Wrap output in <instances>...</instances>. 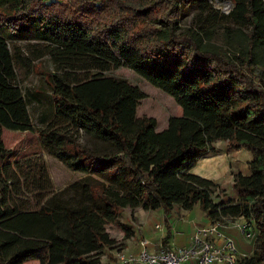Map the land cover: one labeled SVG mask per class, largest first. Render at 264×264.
Returning <instances> with one entry per match:
<instances>
[{
	"label": "trees",
	"instance_id": "16d2710c",
	"mask_svg": "<svg viewBox=\"0 0 264 264\" xmlns=\"http://www.w3.org/2000/svg\"><path fill=\"white\" fill-rule=\"evenodd\" d=\"M229 1L231 19L250 26L244 60L179 30L181 9L193 0H0V127L34 128L17 80L19 55L1 32L41 41L54 69L48 74L54 114L40 135L48 151L87 175L72 185L74 203L63 207L50 200L37 211L14 212L0 193V264H100L102 251L115 244L107 223L125 238L131 234L117 220L121 209H161L168 224L174 205L190 210L197 203L212 221L252 223L256 235L245 263L264 264V77L255 81L246 71L264 61V0ZM121 66L171 95L181 116L162 131L154 119L136 118L142 92L107 75ZM80 129L112 151L78 144ZM216 141L253 155L250 174L234 175V204L214 201L217 185L191 172ZM8 153L0 139V160ZM8 178L0 169L5 187Z\"/></svg>",
	"mask_w": 264,
	"mask_h": 264
},
{
	"label": "rangeland",
	"instance_id": "374dc122",
	"mask_svg": "<svg viewBox=\"0 0 264 264\" xmlns=\"http://www.w3.org/2000/svg\"><path fill=\"white\" fill-rule=\"evenodd\" d=\"M88 1L93 2V0ZM109 8L106 5L104 11H108ZM231 10L232 3L229 0L224 2L193 0L190 7L181 9L178 17L179 30L197 32L210 48L221 52L228 58L239 57L244 60L250 26L233 21L229 15ZM1 33L13 55L15 52L19 55L20 61L15 63L17 80L25 95L27 109L34 127L33 130L26 131L0 127V139L4 147L9 150L8 155L0 160L1 171L9 174L7 187L0 182L3 206L15 212L17 210L37 211L50 200L52 201L51 207L58 208L72 204L78 197L77 190L72 188V185L87 175L70 169L62 160L48 151L39 132L45 128L46 124L43 120L51 119L54 114L50 105L52 89L48 80V74L54 71L50 57L46 54L41 41L14 39L4 32ZM39 50H44V54L39 55ZM262 54L264 55V50ZM246 71L253 76L255 81H258L260 77H264L262 76L264 61L259 65L247 67ZM107 75L126 80L142 92L143 97L139 99L136 106V118L154 119L156 131L165 129L169 118L181 116L182 109L171 95L151 85L131 69L121 66L109 70ZM74 137L78 144L84 145L94 153L112 151L110 144L98 139L90 131L80 129L79 134L75 133ZM213 148V151H209L198 159L191 172L217 185L212 193L214 201L222 200L228 204H234L238 200L233 188L234 175L236 173L250 174L249 164L253 155L243 148L236 151L230 149L227 141H216ZM161 213V209L144 210L140 207L134 209L125 207L120 210L117 220L129 227L130 236H132L139 233L138 227L142 230L147 228L144 223L146 218L158 219ZM186 214L196 219L202 217L210 219L198 203L190 210H185L179 205L173 206L175 218L185 217ZM236 219L238 218L224 217L218 222L228 225ZM152 221L156 222L153 219ZM105 230L109 237L114 239L115 244L111 247L112 249L106 247L102 251L100 264H109V257H113L112 253L120 250L126 239L130 238V236L125 238L124 231L114 222L107 223ZM188 234L190 232L186 229V235ZM236 240L240 249L246 252L251 251V244L248 240L239 235L236 236ZM24 264L40 263L32 259Z\"/></svg>",
	"mask_w": 264,
	"mask_h": 264
},
{
	"label": "built area",
	"instance_id": "2783aa9c",
	"mask_svg": "<svg viewBox=\"0 0 264 264\" xmlns=\"http://www.w3.org/2000/svg\"><path fill=\"white\" fill-rule=\"evenodd\" d=\"M154 228L160 230L162 226L156 224ZM238 235L248 240L252 249L255 228L252 223L238 218L228 225L210 220L197 226L187 246L174 248L161 244L150 250L146 247L149 241L142 238L139 241L142 249L136 255L126 257L117 252V257L122 264L133 260L143 264H246L251 251L240 249Z\"/></svg>",
	"mask_w": 264,
	"mask_h": 264
},
{
	"label": "crops",
	"instance_id": "0c3cea01",
	"mask_svg": "<svg viewBox=\"0 0 264 264\" xmlns=\"http://www.w3.org/2000/svg\"><path fill=\"white\" fill-rule=\"evenodd\" d=\"M152 219L156 222L153 223ZM209 221L210 219H208L207 217L196 219L195 217H191L188 214H186L185 217L181 216L177 219L173 216V209L171 211L168 224L164 222L163 213H161L158 219L148 217L144 220L147 228L145 226L146 229L142 230L141 227H138L140 230L138 231L139 233L130 236V238L126 239V241L124 242V246L120 250L112 253L113 257H109V264H122L117 257V252H122L126 257L136 255L142 249V246L139 243L142 238H145L149 241V244L146 247L150 250L157 249L161 244L172 246L174 248L187 246L190 242L195 228L200 225H205ZM156 224L161 225L162 228L160 230H155L154 226ZM167 226L169 227V237L166 238ZM186 229L188 232H190V234L186 235ZM165 238L166 240L164 243ZM123 264L143 263L133 260L125 262Z\"/></svg>",
	"mask_w": 264,
	"mask_h": 264
}]
</instances>
